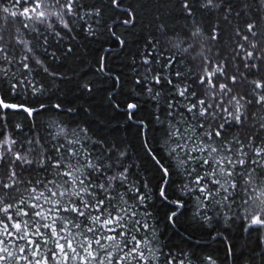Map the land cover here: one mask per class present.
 <instances>
[{"label": "snow or ice", "instance_id": "obj_1", "mask_svg": "<svg viewBox=\"0 0 264 264\" xmlns=\"http://www.w3.org/2000/svg\"><path fill=\"white\" fill-rule=\"evenodd\" d=\"M163 4L167 17L157 16L159 36L145 37L133 55L127 91L121 75L107 71L108 56L96 68L112 82L113 112L136 126L160 173L153 187L133 178L117 143L79 126L59 123L45 135L36 127L48 108L39 77H57V53L72 51L65 42L106 32L124 49L116 26L135 28L136 11L124 0H0V264H192L183 251H164L153 198L170 206V224L186 195L217 215L243 207L246 229L264 235V0ZM168 20L182 23L170 29ZM78 87L94 91L91 83ZM145 105L161 131L159 149L137 118ZM173 176L179 196L169 191Z\"/></svg>", "mask_w": 264, "mask_h": 264}, {"label": "trees", "instance_id": "obj_2", "mask_svg": "<svg viewBox=\"0 0 264 264\" xmlns=\"http://www.w3.org/2000/svg\"><path fill=\"white\" fill-rule=\"evenodd\" d=\"M93 2V0H89ZM131 7L137 13L136 26L129 31L116 26L118 34L128 41L127 47L120 49L115 40H110L105 32L99 39L87 38L84 34L77 35L75 39L67 40L64 48L71 47L72 51L66 54L58 52L59 62L53 63L57 71L56 78L41 76L39 82L47 89L46 95L40 97L48 105L36 117V127L41 135L47 131H56V124L63 123L70 127H82L89 130L93 139L106 138L109 143H117L121 150L128 153L127 162L132 165L131 171L135 173L134 179L147 180L151 186L159 182L160 173L153 167L150 159L145 157L138 129L131 122H125L122 113L113 112L109 105L107 94L112 90V82L96 71L100 55L108 56L107 71L111 74H120L123 90L127 91L131 84L125 80L132 75L133 55L145 43V37H158L157 16L167 17L169 6L163 0H124V6ZM9 7H11L9 5ZM111 12L105 13V20ZM169 28H179L182 21L168 20ZM102 48H110V53H103ZM139 61V57H136ZM84 83H91L94 91L91 95L78 87ZM117 89L116 92H119ZM19 102V98H16ZM27 102L34 103L29 94ZM60 103L63 108H74L75 112L57 111L52 105ZM152 108L145 105L137 113L138 119H143L149 126V138L152 146L160 148L159 137L161 131L152 121ZM21 119L20 116L14 118ZM48 125H53L51 129ZM164 157L165 153L161 152ZM170 193L179 187L180 178L173 176ZM184 207L178 210L175 223H168L165 213L169 211L168 205L153 198L154 207L149 210L153 213V222L157 226V238L164 251L179 253L181 251L193 257L192 264H201L204 257L211 256L216 264H264V235L246 229L243 207L234 206L231 211L206 209L198 206L194 196H183ZM209 216L211 220H205ZM225 216L231 217L225 219Z\"/></svg>", "mask_w": 264, "mask_h": 264}]
</instances>
